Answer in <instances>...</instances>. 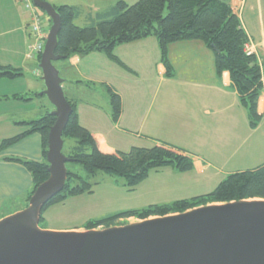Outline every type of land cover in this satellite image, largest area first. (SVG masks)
Segmentation results:
<instances>
[{"label": "crops", "instance_id": "crops-1", "mask_svg": "<svg viewBox=\"0 0 264 264\" xmlns=\"http://www.w3.org/2000/svg\"><path fill=\"white\" fill-rule=\"evenodd\" d=\"M230 5L249 37L247 48L264 60V0H230ZM21 7L18 0H0V40L17 32V42L10 39L4 44L0 42V65L18 68L22 73L13 79L0 78V141L21 133L26 128L25 122L53 109L48 102L39 104L36 110L34 99L12 97L36 93L23 79L27 60L35 63L34 70L39 60L27 50L31 40L28 16ZM44 28L48 30L45 25ZM146 41L149 40L144 38L116 46L114 58L103 52H91L59 60L57 70L63 80V93L74 102L79 123L89 129L100 150L127 151L132 146L169 143L173 139L181 140L179 144L188 143L194 149L186 148L224 164L241 159L264 163V95L260 94L257 103L262 118L251 127L245 109L238 103L229 73L216 74L213 52L203 42L169 44L167 58L174 75L167 77L158 43L149 45ZM147 79L148 86L143 83ZM126 82L128 86L142 82V86L126 90ZM103 85L111 86L120 96L121 111L116 120L111 117ZM14 114L15 130L10 126V116ZM142 140L146 142L143 144ZM186 148L183 149L192 154L194 166L200 169L198 155ZM8 157L42 161L41 136L32 133L0 152V210L18 202L25 207L27 194L33 187L30 173L21 164L7 160ZM240 170L238 167L228 173ZM19 210L2 213L0 219Z\"/></svg>", "mask_w": 264, "mask_h": 264}, {"label": "trees", "instance_id": "trees-1", "mask_svg": "<svg viewBox=\"0 0 264 264\" xmlns=\"http://www.w3.org/2000/svg\"><path fill=\"white\" fill-rule=\"evenodd\" d=\"M53 6L60 19L55 55L67 59L72 55L103 52L114 58L113 49L116 46L154 36L165 76L172 77L174 71L167 58V46L180 41H201L213 52L216 74L220 76L224 71L229 73L238 103L245 109L250 126L255 127L261 120L262 114L258 112L257 103L264 81V60L247 52L249 37L237 13L233 11L230 0H137L131 5L119 0L94 16L79 6ZM83 13L86 23L81 26L75 21ZM39 57L40 54L38 60ZM20 75L22 73L18 68L0 65V78L13 79ZM103 87L109 99L111 117L116 120L121 111L120 96L111 86ZM38 95L32 93L25 97L15 94L12 97L27 100ZM67 100L72 111L62 131V139H71L73 145L66 154L62 153L69 158L68 162L79 164L85 175L67 169L63 190L52 197L43 209L54 202L63 201L69 195L90 191L92 183L88 179L98 171L122 177L125 186L130 188L144 179L151 169L166 165H172L179 171L193 168L192 154L167 142L132 146L127 151H101L89 129L79 123L74 102L68 98ZM43 114L25 122L26 128L21 133L0 141L1 152L27 135L38 133L41 136L42 161L6 158L21 164L30 173L33 183L31 191L48 177L45 159L47 135L55 117L48 110ZM31 191L27 194L25 206ZM247 199H264V163L251 169L228 173L210 192L91 220L84 227H108L119 218L134 216L145 219L181 213L212 203ZM41 220L42 216L39 222Z\"/></svg>", "mask_w": 264, "mask_h": 264}, {"label": "water", "instance_id": "water-1", "mask_svg": "<svg viewBox=\"0 0 264 264\" xmlns=\"http://www.w3.org/2000/svg\"><path fill=\"white\" fill-rule=\"evenodd\" d=\"M51 21L38 68L55 117L47 135L48 177L26 206L0 219V264H264V199L207 204L138 222L84 231L39 227L44 205L67 177L62 131L72 108L53 62L59 15L45 0H32Z\"/></svg>", "mask_w": 264, "mask_h": 264}, {"label": "rangeland", "instance_id": "rangeland-1", "mask_svg": "<svg viewBox=\"0 0 264 264\" xmlns=\"http://www.w3.org/2000/svg\"><path fill=\"white\" fill-rule=\"evenodd\" d=\"M51 5H81L82 8L87 13L91 12V16H94L99 11L102 12L106 10L111 5L115 4L119 0H45ZM125 3L131 5L137 0H122ZM55 3V4H54ZM22 11L24 12V8ZM37 13L41 18L42 26H46L49 30L50 21L47 15L40 9H37ZM85 13L81 14L76 18V24L84 25L86 23ZM47 30V32H48ZM146 44L151 45L152 42H157L154 36L146 37ZM17 42V32H12L10 35L2 38L0 42L2 44L8 41ZM30 64V65H29ZM56 69L59 67V60L53 62ZM27 65L24 68L23 79L29 83L30 88L39 94L44 87V83L40 76L32 75L35 68V63L31 60H27ZM24 82V81H23ZM145 85H149V80L143 81ZM22 85V83H20ZM157 85V82H156ZM142 86V82L138 84L127 85L124 84L126 88H132ZM35 100L36 110H39V104H48V100L45 95L36 96L33 98ZM33 107V105H31ZM31 107V108H32ZM44 112L43 110L41 113ZM22 114V113H21ZM44 115V114H43ZM9 117V115H7ZM10 126H13V121L17 119V116L11 115ZM41 117V116H40ZM3 119H1L2 121ZM3 123V122H2ZM7 126V125H2ZM1 128V126H0ZM38 134V133H37ZM181 140H170L169 143L177 146L186 148L191 147L187 144H179ZM143 144L146 142L142 140ZM190 143V142H189ZM73 145L71 139L64 141L62 152L66 154ZM189 145V146H188ZM193 145V144H192ZM146 146H151L150 143H146ZM198 155V160L200 164V169L193 166L191 170L179 171L175 169L172 165H166L159 169L149 170L147 176L142 179L133 187H127L124 184L122 177L116 175H110L103 171H98L94 177L88 180L92 183L90 191L79 192L77 194H72L66 197L63 201L54 202L46 206L41 212L42 220L39 222V227L51 231H84L85 224L88 221L105 218L113 216L119 213H124L127 211L140 210L146 208L150 205H161L171 203L175 200L190 198L196 195L204 194L210 192L214 187L225 178L227 173L235 168H240L241 170L251 169L259 164L257 162H247L242 160L236 163H221L217 160H212L210 156L206 154H200L202 152H196L192 149L186 148ZM67 169L72 172H77L84 176L85 173L79 164H74L67 162ZM214 204V203H212ZM16 208L23 209L24 204L21 202L15 204L4 205L0 210V214L7 211H12ZM157 216H150L148 218H153ZM146 219V218H145ZM138 217H126L119 218L113 222L112 226H120L127 223H134L141 221ZM99 226L95 229H102Z\"/></svg>", "mask_w": 264, "mask_h": 264}, {"label": "built area", "instance_id": "built-area-1", "mask_svg": "<svg viewBox=\"0 0 264 264\" xmlns=\"http://www.w3.org/2000/svg\"><path fill=\"white\" fill-rule=\"evenodd\" d=\"M24 10L27 12L28 16V29L30 35V42L27 44V50L30 54L39 55L43 51L47 31L42 26L41 18L37 13V7L34 6L32 0H18ZM233 9V8H232ZM234 11V10H233ZM235 12V11H234ZM247 52H251L246 46ZM35 76H41V71L39 68L34 70ZM264 81L261 95H264Z\"/></svg>", "mask_w": 264, "mask_h": 264}]
</instances>
